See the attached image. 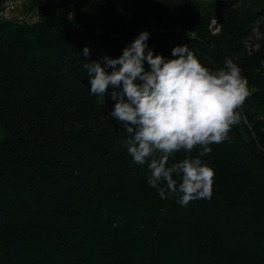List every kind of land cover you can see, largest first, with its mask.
Wrapping results in <instances>:
<instances>
[{"label": "trees", "instance_id": "obj_1", "mask_svg": "<svg viewBox=\"0 0 264 264\" xmlns=\"http://www.w3.org/2000/svg\"><path fill=\"white\" fill-rule=\"evenodd\" d=\"M47 1L38 21L0 19V264H264V26L248 47L244 32L204 30V17H224L208 5L176 21L192 36L165 21L182 0ZM144 30L146 51L171 58L186 44L213 70L231 58L247 80L239 123L202 158L215 172L211 199H162L150 158L134 162L110 116L111 89L105 102L90 92L84 65L118 58Z\"/></svg>", "mask_w": 264, "mask_h": 264}, {"label": "clouds", "instance_id": "obj_2", "mask_svg": "<svg viewBox=\"0 0 264 264\" xmlns=\"http://www.w3.org/2000/svg\"><path fill=\"white\" fill-rule=\"evenodd\" d=\"M148 39L149 32L141 31L118 58L85 64L90 92L105 102L111 89L116 102L110 116L124 126V144L134 162L144 165L150 158L148 183L162 199L178 197L182 206L211 199L215 172L202 158L239 123L237 109L249 95L247 80L231 58L213 70L186 44L166 58L146 51ZM83 54L90 56L88 46ZM180 151L184 158L169 164Z\"/></svg>", "mask_w": 264, "mask_h": 264}, {"label": "rangeland", "instance_id": "obj_3", "mask_svg": "<svg viewBox=\"0 0 264 264\" xmlns=\"http://www.w3.org/2000/svg\"><path fill=\"white\" fill-rule=\"evenodd\" d=\"M47 1V0H46ZM52 0H48L47 2H50ZM55 2V0H53ZM138 1L136 0V3ZM156 2V1H155ZM165 4H168V1H165ZM183 7L180 12H176V10L172 9L165 13L164 17H166L165 21H167L168 24H177L176 30L184 31V27L181 25V22H176L180 17H185L187 20L188 18L195 19L200 18L202 7L208 5L211 10H219L222 11L224 14V17L220 20L218 19H210L209 16L204 17V21H208L207 25L205 26V31L209 32L210 34H221L223 33V30L225 26H228L229 32L234 31H241L244 32L240 38H246L249 39L245 40V43H247L248 47H251V43L256 42L259 40L262 36V32L259 27L264 26V0H182ZM141 5V11L145 9H149L150 7H145L142 1L140 2ZM25 11L27 10V15H29V21H38L39 20V0H28V3L26 4ZM30 7V9H29ZM134 7V6H133ZM156 7V11L159 8V5L157 4L153 8ZM165 7V5H164ZM116 10L118 12H121L123 14H127V11H125L120 5L116 6ZM155 11V9H154ZM204 12V11H203ZM202 12V13H203ZM178 14V16L176 15ZM184 14V15H183ZM14 15H20V13H13ZM26 15V16H27ZM175 16V17H173ZM21 17V16H20ZM151 31H158L160 30L159 26L156 25L155 22H152ZM192 36H196V32L185 30ZM241 54H244V50H241ZM262 118H264V113L260 115Z\"/></svg>", "mask_w": 264, "mask_h": 264}, {"label": "built area", "instance_id": "obj_4", "mask_svg": "<svg viewBox=\"0 0 264 264\" xmlns=\"http://www.w3.org/2000/svg\"><path fill=\"white\" fill-rule=\"evenodd\" d=\"M27 3H28V0H12L11 2L4 3L2 11H0V18L6 15H12V13L14 12H19L21 13L20 15L21 18L26 19L28 21L29 15H27L28 13L27 10L25 11V7L27 6L26 5Z\"/></svg>", "mask_w": 264, "mask_h": 264}, {"label": "bare ground", "instance_id": "obj_5", "mask_svg": "<svg viewBox=\"0 0 264 264\" xmlns=\"http://www.w3.org/2000/svg\"><path fill=\"white\" fill-rule=\"evenodd\" d=\"M12 0H7L6 3L11 2ZM12 17V15H6V16H2V18L0 19H10Z\"/></svg>", "mask_w": 264, "mask_h": 264}]
</instances>
